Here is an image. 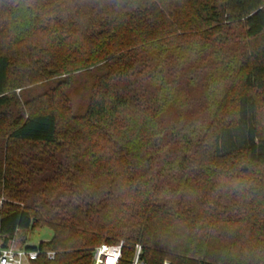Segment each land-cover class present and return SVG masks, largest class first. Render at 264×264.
I'll use <instances>...</instances> for the list:
<instances>
[{
  "label": "trees",
  "instance_id": "obj_1",
  "mask_svg": "<svg viewBox=\"0 0 264 264\" xmlns=\"http://www.w3.org/2000/svg\"><path fill=\"white\" fill-rule=\"evenodd\" d=\"M44 228L30 264H264V0H0V247Z\"/></svg>",
  "mask_w": 264,
  "mask_h": 264
},
{
  "label": "rangeland",
  "instance_id": "obj_2",
  "mask_svg": "<svg viewBox=\"0 0 264 264\" xmlns=\"http://www.w3.org/2000/svg\"><path fill=\"white\" fill-rule=\"evenodd\" d=\"M93 69L92 71H94ZM90 74L86 71L77 72L73 75L71 85L67 90L68 97L70 98L74 108L78 113L84 112L88 91L91 86ZM62 80V77H55L48 82L36 83L24 89H18L17 94L22 98L28 96L29 98L41 95L48 92L56 82ZM34 82V81H33ZM26 95V96H25ZM53 237V231L49 228H44L36 231H20L15 240L10 244L14 247L37 246L40 242L49 241ZM122 241V240H121Z\"/></svg>",
  "mask_w": 264,
  "mask_h": 264
},
{
  "label": "built area",
  "instance_id": "obj_3",
  "mask_svg": "<svg viewBox=\"0 0 264 264\" xmlns=\"http://www.w3.org/2000/svg\"><path fill=\"white\" fill-rule=\"evenodd\" d=\"M132 249V256L126 255V251ZM41 252L38 250H29L26 247L9 246L0 247V264H30L39 258ZM49 260L56 256L55 252L46 253ZM144 249L139 243L132 247L127 246L125 241L115 244L103 243L93 250L92 264H108L109 257L114 258V264H148L143 258ZM163 264H171L169 261Z\"/></svg>",
  "mask_w": 264,
  "mask_h": 264
},
{
  "label": "snow or ice",
  "instance_id": "obj_4",
  "mask_svg": "<svg viewBox=\"0 0 264 264\" xmlns=\"http://www.w3.org/2000/svg\"><path fill=\"white\" fill-rule=\"evenodd\" d=\"M108 264H114V258L113 257H109Z\"/></svg>",
  "mask_w": 264,
  "mask_h": 264
}]
</instances>
